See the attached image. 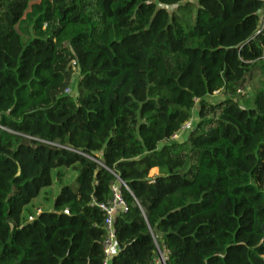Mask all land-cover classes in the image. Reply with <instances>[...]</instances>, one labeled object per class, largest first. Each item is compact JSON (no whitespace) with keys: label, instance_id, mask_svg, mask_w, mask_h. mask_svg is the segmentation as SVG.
<instances>
[{"label":"trees","instance_id":"16d2710c","mask_svg":"<svg viewBox=\"0 0 264 264\" xmlns=\"http://www.w3.org/2000/svg\"><path fill=\"white\" fill-rule=\"evenodd\" d=\"M60 5L0 0V264H103L98 206L119 182L110 264H264L261 4ZM33 15L47 36L25 38ZM249 74L260 87L246 106ZM60 168L74 184L24 219Z\"/></svg>","mask_w":264,"mask_h":264},{"label":"rangeland","instance_id":"374dc122","mask_svg":"<svg viewBox=\"0 0 264 264\" xmlns=\"http://www.w3.org/2000/svg\"><path fill=\"white\" fill-rule=\"evenodd\" d=\"M59 3V9L62 10V6L60 5L61 0H51ZM35 16L29 17L21 26L23 29V33L26 39L35 36L45 37L48 34V29L35 22ZM72 87L69 90V93L73 96L77 94V89L75 88V81H77V77L75 73L72 78ZM260 87V76L258 74H249L245 78V81L241 88L236 92L235 98L241 105H250L253 100V96L255 91ZM191 126V124L189 123ZM189 128L183 127L181 132L178 134L177 138L174 140L181 141L185 139V135L187 134ZM77 177V172L71 169L60 168L53 170L51 172V185L47 188L42 189L37 197H35L29 205L24 209L23 218L29 219L34 218L40 212L51 211L53 206V201L57 197L60 189L64 186H72ZM163 254H158L156 259V264H162L164 258Z\"/></svg>","mask_w":264,"mask_h":264},{"label":"built area","instance_id":"2783aa9c","mask_svg":"<svg viewBox=\"0 0 264 264\" xmlns=\"http://www.w3.org/2000/svg\"><path fill=\"white\" fill-rule=\"evenodd\" d=\"M261 4V26L260 28H264V0H256ZM74 65V63H72ZM186 128H189V123L185 124ZM183 126V127H185ZM183 129V128H182ZM178 136H173V139H176ZM121 187H124L126 190V186L119 182V184H114L111 186L112 198L105 204L99 205V209L103 212L105 220H104V229L106 232V238L102 244V250L104 255L103 264H110L111 258L115 255L117 246L115 242V231H114V223L116 218L125 212L128 211V207L124 202L121 195ZM67 214V212H65ZM32 218H29L31 221ZM164 264V260L162 262Z\"/></svg>","mask_w":264,"mask_h":264},{"label":"crops","instance_id":"0c3cea01","mask_svg":"<svg viewBox=\"0 0 264 264\" xmlns=\"http://www.w3.org/2000/svg\"><path fill=\"white\" fill-rule=\"evenodd\" d=\"M157 175V171L156 170H152L150 172V176L153 177V176H156Z\"/></svg>","mask_w":264,"mask_h":264},{"label":"water","instance_id":"95a60500","mask_svg":"<svg viewBox=\"0 0 264 264\" xmlns=\"http://www.w3.org/2000/svg\"><path fill=\"white\" fill-rule=\"evenodd\" d=\"M165 264V263H164Z\"/></svg>","mask_w":264,"mask_h":264}]
</instances>
